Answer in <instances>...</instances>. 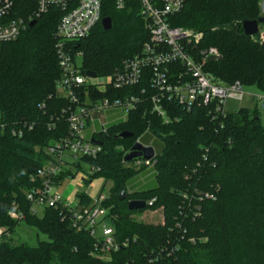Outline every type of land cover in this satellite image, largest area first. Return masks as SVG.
Segmentation results:
<instances>
[{"label":"trees","instance_id":"trees-1","mask_svg":"<svg viewBox=\"0 0 264 264\" xmlns=\"http://www.w3.org/2000/svg\"><path fill=\"white\" fill-rule=\"evenodd\" d=\"M19 4L22 15L35 9L34 2ZM56 13L51 10L17 39L0 46V226L13 234L24 221L49 236L36 245L3 238L0 264H146L159 248L165 250L164 256L152 264H264V123L256 110L242 108L216 117L209 105L186 110L172 103L171 115L179 120L163 124L145 98L127 120L108 126L101 137L102 151L93 160L102 167L95 177L115 181L105 206L116 217L112 223L119 238L137 240L107 261L91 254L92 238L77 231L69 219L62 220L60 209L47 207L41 216L33 213L26 196L32 187L30 176L48 158L46 147L68 132L61 114L67 100L55 88L61 75ZM262 15L261 0H187L171 23L203 33L197 52L218 48L220 56L206 62V71L227 83L240 81L264 92V41L245 35L242 27L244 20ZM102 17L111 18L109 30L99 21L87 37L73 44L83 52L82 71L99 75L111 73L139 53L149 38L138 0H127L121 10L114 0H105ZM24 123L33 128L13 135L12 128ZM148 128L143 142L154 138L160 143L154 181L148 187H130L146 167H126L123 158ZM124 131L133 136L120 138ZM73 176L70 170L63 172L62 182ZM121 191L127 193L124 200L118 199ZM77 199L83 205L91 202L84 192ZM131 199L144 200L145 208L130 210ZM158 207L163 209L162 223L131 218ZM10 211L21 212L24 218H12Z\"/></svg>","mask_w":264,"mask_h":264},{"label":"built area","instance_id":"built-area-1","mask_svg":"<svg viewBox=\"0 0 264 264\" xmlns=\"http://www.w3.org/2000/svg\"><path fill=\"white\" fill-rule=\"evenodd\" d=\"M104 1L26 0V3L34 2L35 9L22 15L23 6L19 0H0V46L17 39L33 20L36 21L51 10L57 11L55 50L61 75L55 82V88L57 95L67 100L61 114L68 122V132L46 147L48 158L30 176L32 187L26 196L34 214H39V210L42 212L47 207L60 209L62 220L69 219L77 231H84L92 238L91 254L107 261L113 253L129 247L137 240L136 237L119 238L112 223V218L116 217H112L109 207L105 206L109 196L104 191L91 194L93 182L99 178L95 176L102 170L93 160L102 151L101 137L107 132L108 126L127 120L145 98L150 99L152 113L163 124L179 120L177 116L171 115L172 103L186 110H191L195 105H209L216 117H224L227 99L241 100L245 91L240 81L227 83L205 70L206 62L220 56V51L211 46L197 52L195 46L203 38V33L172 25L171 18L184 8L187 0H138L139 14L147 21L148 40L143 43L139 53L124 59L111 73L89 76L87 71L81 69L83 52L75 49L73 44L87 37L102 20ZM114 1L117 9L126 7L127 0ZM260 25L258 32L251 37L264 41V23L262 27ZM133 87L137 88L136 92L131 91ZM253 96L264 109V94ZM114 108L124 111V120L110 123L102 114L105 109ZM32 128V124L24 123L11 131L15 136H22L25 130ZM146 133H149V128L134 144L139 142L146 147H153V157H136L132 161L123 158V162L126 167L140 169L145 166L153 172L158 162L157 151L153 145L154 138L148 143L143 142ZM131 149L125 152L124 157ZM83 164L89 165L87 171L82 169ZM67 170L74 174L71 179L78 176L84 182L88 181L87 187L78 191L91 198L88 205L78 201V193L73 198L62 194L61 176ZM205 196L212 197L210 194ZM154 201L155 198L148 205L152 206ZM9 215L16 220L24 218L21 212L10 211ZM11 236L7 227L0 226V240ZM164 251L159 248L151 252L146 264L161 260Z\"/></svg>","mask_w":264,"mask_h":264},{"label":"rangeland","instance_id":"rangeland-1","mask_svg":"<svg viewBox=\"0 0 264 264\" xmlns=\"http://www.w3.org/2000/svg\"><path fill=\"white\" fill-rule=\"evenodd\" d=\"M263 1L264 0H261V5ZM260 26L262 27L263 24H261ZM80 61L81 59H79V62ZM244 91H245V95L241 100L234 98L227 99L225 105L226 111L230 113H236L242 108L249 111L256 110L259 113L262 122L264 123V109L259 103H257L256 98L253 96V94H264V92L255 85H244ZM102 114L108 118L110 123L124 120L126 117L124 111L121 108L105 109L102 112ZM153 145L156 151L160 150L159 142L155 141ZM88 166L89 165L83 164L82 169L84 171H87ZM150 169H151L150 167L144 168L133 180L140 178L143 173H145ZM77 183H80L82 185V182L80 181V178L78 176H76L75 179H65L60 186V190L62 191L71 184H77ZM83 184L85 188L88 185L86 183ZM93 186H94L92 189L93 193H95V191L96 193H98L99 191H104L109 196L110 190L115 186V181L111 178L106 179L103 176H100L98 179H96L93 182ZM41 213H42L41 210H39L40 216ZM131 218L146 223L159 224L164 221L163 209L162 207H158L156 209H147L142 212L134 213ZM12 238L16 242H26L29 245H36L40 241L49 240V236L46 233L42 232L37 226L28 224L24 221H20V223L16 226L15 231L12 234Z\"/></svg>","mask_w":264,"mask_h":264},{"label":"water","instance_id":"water-1","mask_svg":"<svg viewBox=\"0 0 264 264\" xmlns=\"http://www.w3.org/2000/svg\"><path fill=\"white\" fill-rule=\"evenodd\" d=\"M264 9V1L262 5ZM36 23L35 20L30 22L29 26L32 27ZM102 26L105 30H109L112 27V20L110 17H103L101 20ZM264 23V15L258 17L257 19L252 20H244L242 23L243 31L245 35L251 36L258 32L259 24ZM87 74L89 76H96V72L88 70ZM121 138L132 137L133 133L129 131L121 132L119 135ZM100 143V142H98ZM154 155L153 147H146L143 144L137 142L132 146L131 151L124 157L125 161H132L136 157H142L144 159L152 158ZM127 198L126 191H121L118 195L119 200H124ZM145 201L144 200H129L128 201V208L130 210H138L145 208Z\"/></svg>","mask_w":264,"mask_h":264},{"label":"crops","instance_id":"crops-1","mask_svg":"<svg viewBox=\"0 0 264 264\" xmlns=\"http://www.w3.org/2000/svg\"><path fill=\"white\" fill-rule=\"evenodd\" d=\"M262 5H263V3H262ZM262 5H261V9H262V13L264 14V9L262 8L263 7ZM80 181L82 182V185L80 183L71 184L66 189L62 190V194L65 197H67V198H73L74 196H76V194L78 193V191H80L81 189L84 188V184L83 183H85V182L83 180H81V179H80ZM152 181H154L153 172L151 170H148L147 172L143 173L140 178H138L137 180H135L132 183V186H130V187H133L135 185H136V188L139 187V186L140 187L141 186H145V185L147 186ZM91 194L92 195H96V191H95V193H93V191H91Z\"/></svg>","mask_w":264,"mask_h":264}]
</instances>
